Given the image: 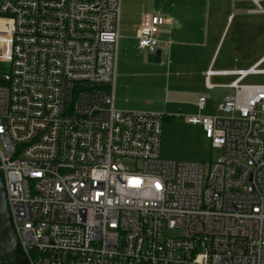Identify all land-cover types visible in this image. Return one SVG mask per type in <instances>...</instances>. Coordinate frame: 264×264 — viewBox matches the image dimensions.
Here are the masks:
<instances>
[{
    "label": "built area",
    "instance_id": "built-area-1",
    "mask_svg": "<svg viewBox=\"0 0 264 264\" xmlns=\"http://www.w3.org/2000/svg\"><path fill=\"white\" fill-rule=\"evenodd\" d=\"M120 3L0 0V174L20 248L30 264H264V85L241 84L264 70L205 74L236 76L187 119L221 158L162 159L164 116L115 108ZM165 23L142 16L137 48L152 55Z\"/></svg>",
    "mask_w": 264,
    "mask_h": 264
},
{
    "label": "crops",
    "instance_id": "crops-1",
    "mask_svg": "<svg viewBox=\"0 0 264 264\" xmlns=\"http://www.w3.org/2000/svg\"><path fill=\"white\" fill-rule=\"evenodd\" d=\"M188 2L190 0H185L184 3L177 4L175 7L178 11L185 9L184 14L175 15L176 18L170 16L165 19L166 23L160 27V29L168 28L170 33L167 31L164 33L173 35L176 41L173 44L163 41L164 34L159 32V48L157 50H159L161 58V52L167 48L166 51L170 54L171 65L167 73H164V75L163 73L157 74L156 78L163 77L165 85H167L166 88H168L171 76L175 78L181 85L180 87L174 86L176 89L171 93L173 98L176 99L175 101L183 96L193 95L191 102L196 108L197 115L209 116L214 113L217 106L228 95L233 94V90L229 85L233 83L236 76L234 74H216L207 77L205 74L208 70L215 73L237 72L245 71L255 65H258L260 69V66L264 64V14L256 11L257 7L252 0H212L213 5L216 7V12L210 14L208 9V12L202 16L203 25L200 29H197L194 16L186 13L194 5L187 4ZM206 2L209 6L210 0ZM259 5L264 9V0H259ZM199 41L202 42L199 44ZM127 50H130V53ZM118 52L114 104L119 88L121 89L127 84L126 80L130 75L129 70L131 68L135 69L136 63L132 56L138 58L147 56L148 61L151 60L149 53L139 50L137 44L131 48L121 45L120 53ZM167 55L168 53L165 54V56ZM158 63H160V60L159 62L151 60L148 64L142 61L143 66L148 67H157L156 64ZM134 75L131 72V76L133 77ZM256 76H264V74L247 76L242 80L241 84L249 77ZM180 77H182V80ZM225 79H228V82ZM118 81L119 85L118 89H116ZM157 84H159V81ZM246 85L257 86L264 84L250 83ZM217 91H221V98L214 104L211 99L212 96L208 93ZM208 96L209 98H207ZM199 98H204L206 101L202 111H199L196 106ZM122 103L126 104V102ZM144 106L148 107L150 104L146 102ZM141 107L135 109V111L161 114L166 119V115L162 113V110L140 109Z\"/></svg>",
    "mask_w": 264,
    "mask_h": 264
},
{
    "label": "rangeland",
    "instance_id": "rangeland-1",
    "mask_svg": "<svg viewBox=\"0 0 264 264\" xmlns=\"http://www.w3.org/2000/svg\"><path fill=\"white\" fill-rule=\"evenodd\" d=\"M185 0H121L120 3V46L126 45L128 48L137 44L134 39L139 20L146 14H158L164 19L170 16L176 18L175 15L184 14L185 9L176 10L177 4L184 3ZM207 0H190L187 4H194L186 13L194 16V21L197 23V29L203 25L202 16L209 12L214 14L216 7L210 0L208 6ZM185 8V6H184ZM168 28L160 29V33L164 34L163 41L173 44L176 38L173 35L165 34ZM202 41H199V44ZM161 52L160 63L156 66H143L142 61L148 64L147 56L138 58L132 56L135 60V69L129 70L130 75L126 80L125 86L119 88L115 98V108L123 111H135L140 106V109H159L166 115V119L162 124L161 137V158L173 162L196 163L207 167L212 161L221 158L224 152L210 148L209 144L204 139L203 133L199 126L187 123V119L197 115V111L191 100L193 95L183 96L177 101L171 93L176 89L174 86H181L179 82L171 76L168 88L165 85L164 78H156L157 74L167 73L170 68V54L166 51ZM130 53V50H127ZM133 52V51H132ZM168 53L167 56L165 54ZM135 54H137L135 52ZM143 56V55H142ZM120 64V63H119ZM122 64V62H121ZM172 68V67H171ZM264 70V64L260 66ZM132 74H135L133 77ZM146 75V76H143ZM152 75V76H151ZM182 80V77H180ZM228 82V79H225ZM145 81V83H143ZM149 81V82H148ZM159 81V84H157ZM264 84V76L249 77L245 80L246 84ZM146 84V86H144ZM119 81L117 83L118 89ZM166 88V89H165ZM169 93V95H167ZM205 95L204 93H202ZM207 94V93H206ZM212 97L214 104L221 98V91L208 93ZM209 98V96L207 97ZM172 99V100H171ZM126 102V104L122 103ZM150 106H144L145 103ZM123 164L133 167L134 162L131 160H123Z\"/></svg>",
    "mask_w": 264,
    "mask_h": 264
},
{
    "label": "water",
    "instance_id": "water-1",
    "mask_svg": "<svg viewBox=\"0 0 264 264\" xmlns=\"http://www.w3.org/2000/svg\"><path fill=\"white\" fill-rule=\"evenodd\" d=\"M151 60L159 62L160 52L150 55ZM0 257L5 264H30L16 239L5 201V192L0 174Z\"/></svg>",
    "mask_w": 264,
    "mask_h": 264
},
{
    "label": "trees",
    "instance_id": "trees-1",
    "mask_svg": "<svg viewBox=\"0 0 264 264\" xmlns=\"http://www.w3.org/2000/svg\"><path fill=\"white\" fill-rule=\"evenodd\" d=\"M165 119V118H164Z\"/></svg>",
    "mask_w": 264,
    "mask_h": 264
}]
</instances>
